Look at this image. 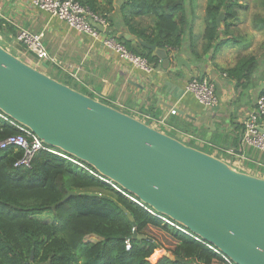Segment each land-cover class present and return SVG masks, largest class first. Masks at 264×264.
Returning a JSON list of instances; mask_svg holds the SVG:
<instances>
[{"label":"trees","instance_id":"1","mask_svg":"<svg viewBox=\"0 0 264 264\" xmlns=\"http://www.w3.org/2000/svg\"><path fill=\"white\" fill-rule=\"evenodd\" d=\"M76 1L113 24L110 20L113 0ZM246 1L206 0L204 54L211 50L214 55L238 39L248 48L251 45L246 35L248 28L264 36V0H253L255 11L251 16ZM185 6L186 0H123L120 19L128 31L135 32L149 45L171 50L180 44L182 29L191 23L184 16ZM220 11L224 12V18L217 27L215 19ZM136 17L152 18L153 26L136 30L132 22ZM239 21L249 24L242 27L244 32L234 24ZM119 41L130 52L146 58L153 67L158 64L150 50L137 45V53L129 42L123 38ZM260 57L264 58V41L256 52L239 53L234 65L224 71L238 84L248 82L258 69ZM259 95H264V84ZM171 123L184 135L195 133L186 122L173 120ZM18 127L0 119V140L19 134ZM243 129L242 124L238 151ZM23 154L22 149L12 147L0 150V264H223L204 242L185 234L175 223V226L163 223L158 214L149 213V207L127 198L130 195L89 165L72 157L79 163L76 165L46 149L35 153L28 166L16 165ZM68 192L75 195L62 201ZM44 213L53 219H40ZM149 229L166 234L173 246L164 247L147 233ZM126 242L129 249L125 247Z\"/></svg>","mask_w":264,"mask_h":264},{"label":"water","instance_id":"2","mask_svg":"<svg viewBox=\"0 0 264 264\" xmlns=\"http://www.w3.org/2000/svg\"><path fill=\"white\" fill-rule=\"evenodd\" d=\"M223 18L220 11L217 27ZM124 38L138 53V41L127 34ZM140 44L162 60V68L168 67L165 49ZM0 112L234 264H264L263 178L59 82L2 45ZM74 195L68 192L62 201Z\"/></svg>","mask_w":264,"mask_h":264},{"label":"crops","instance_id":"3","mask_svg":"<svg viewBox=\"0 0 264 264\" xmlns=\"http://www.w3.org/2000/svg\"><path fill=\"white\" fill-rule=\"evenodd\" d=\"M120 5V1H113L110 15L113 24H109L107 34L129 42L124 38L127 34L138 41L137 45L145 48L140 43L146 42L135 32L128 31L127 26L121 22ZM245 23L243 27L249 26L248 22ZM135 25L136 30L142 28L141 25ZM190 27L182 29L178 46L165 50L170 58L168 67L162 68V60L152 56L157 58L158 64L153 67L151 74H145L131 67L99 42L38 11L25 0H0V44L10 53L19 59L23 58L25 63L33 67L40 65L39 70L45 73L49 69L56 74L62 70L64 74L59 76L74 84H67L69 87L133 117L146 120L155 128L162 127L160 129L166 134L173 131L179 133V129L175 130L171 123L173 120L186 122L195 129V133L193 136H185L199 142L210 141L216 151L231 160L242 153L246 158L242 164L245 170L242 172L254 175V170L262 168V174L255 173V176L264 179V153L260 155L252 149L241 152L237 148L241 125L253 109L264 81L257 79L254 72L248 82L242 81L238 84L236 79L224 71L234 65L239 53L246 54L248 48L238 39L227 43L217 54L213 55L211 50L204 54L203 36L194 45L186 33ZM20 29L31 34H42V43L49 61H37L17 42L16 35ZM246 30L248 32L251 29ZM260 35L264 40L263 34ZM176 57H180L182 61L177 62ZM192 78H205L213 84L218 98L215 107L206 109L185 92V86ZM171 110L176 113L171 114ZM226 158L221 160L227 161Z\"/></svg>","mask_w":264,"mask_h":264},{"label":"built area","instance_id":"4","mask_svg":"<svg viewBox=\"0 0 264 264\" xmlns=\"http://www.w3.org/2000/svg\"><path fill=\"white\" fill-rule=\"evenodd\" d=\"M30 6L38 11L44 12L52 18H56L65 24L72 30L85 34L93 40L99 42L103 47L117 54L121 59L127 62L131 67L142 71L145 74H151L153 72V66L148 60L140 55L130 52L122 42H120L115 36L107 34V30L110 27L109 22L104 18L90 12L86 7H83L76 0H25ZM92 23L102 27V31L98 30ZM16 40L19 44H22L27 52L33 55L37 61H49L50 58L42 43V34H31L30 32L20 29L16 35ZM52 61V60H51ZM185 92L192 95L197 102L206 109H211L218 104V98L215 93L213 84L205 78H192L185 86ZM171 114H175V110L170 111ZM0 119L9 125L14 126L15 123L8 119L7 116L0 112ZM149 124L146 120H141ZM150 125V124H149ZM244 129L240 137L239 150L242 152L245 149H254L264 153V95H259L256 98L253 109L248 113L246 120L244 121ZM153 126V125H150ZM154 127V126H153ZM155 128V127H154ZM20 133L13 136H8L3 140H0V150L7 148L22 149L24 154L23 158L16 165H29L30 160L40 150H48L57 156L72 162L76 165L79 163L71 156L56 151L53 149H47L46 146L32 134L26 128L19 126ZM246 160L245 156L240 153L237 158L231 162L226 161L239 171L245 170L241 165V161ZM109 182V181H108ZM115 186V185H114ZM117 189V187L115 186ZM129 197V196H128ZM132 200L135 203L140 204L134 197ZM151 214H154L151 209H147ZM158 216V215H157ZM160 217L166 224L174 225L171 221ZM178 227V226H176ZM179 230L185 234L191 236L189 232L181 227ZM193 237V236H191ZM195 240L200 239L193 237ZM206 246L216 255H218L223 264H234L227 257L222 255L213 246L205 243ZM126 249H129L130 245L126 242Z\"/></svg>","mask_w":264,"mask_h":264},{"label":"rangeland","instance_id":"5","mask_svg":"<svg viewBox=\"0 0 264 264\" xmlns=\"http://www.w3.org/2000/svg\"><path fill=\"white\" fill-rule=\"evenodd\" d=\"M113 1H115V0H113ZM119 1H120V4H121L123 0H116V2H119ZM246 2L248 3V15L251 16L252 13L255 11L254 10V1L253 0H248ZM242 3H244V2L242 1ZM205 4H206V0H186V6H185L186 11H184V16H185V18L187 17V19L193 24V25H191V23H189V25H187V26H191V27H190L189 31L186 32V33H187V35H189L191 37L190 40L193 42L194 45L198 44L201 41V38H202L203 33H204L203 30L205 28V24L203 22V17H204ZM139 18H135L134 19L135 24H137L139 26L141 25V27L143 29L146 30L148 27H152L153 26V23H152L153 19L152 18H150V17H144V18H140V19ZM241 18H243L242 15H241ZM235 23L241 29H242L243 26L246 25V23H243V22H240V21L239 22H234V24ZM242 32H244L243 29H242ZM248 35H249V38H252V40H250V41H252V43H251V46H249L247 51H245V52H247V53L249 52L250 53V52H256V51L260 50L261 42L264 41V40H262L261 35L257 34L252 29L248 31ZM219 52H221V51H219ZM21 60L25 61V60H23V58ZM36 67H37V69L41 70L40 65L36 64ZM60 71L61 72H57V74H56L55 72L52 71V69H49L46 72V74H49V76L52 77V78L55 77L56 80H58L60 82H62V80H63L64 83L66 82V84H68L70 86H74L73 83H71V82L67 81L66 79L61 78L59 76V75L64 74L62 72V70H60ZM255 76H256L257 79L261 78L262 81H264V58H262V57H260V59H259V65H258V69L255 71ZM150 125H152V124H150ZM156 128L158 130L162 131L160 129L162 127L159 128V127L156 126ZM171 134H173L175 138L179 139L183 143H190L191 145H193L196 148L202 149L204 151L211 152L212 155H214L215 157L218 156V157H221V158H226V157H223L220 154V152L216 151L212 147V145L209 144L207 141H200L199 142V141L193 140L191 138H188L183 133L179 132L177 134L175 131L171 132ZM246 150H249V149H245V151ZM252 150L257 152L258 154L262 155V152H259V151L254 150V149H252ZM226 160L229 161V162L232 161L231 158H228V157L226 158ZM244 162H245V160L241 161V164H243ZM241 166L243 167V165H241ZM250 171L251 170H248V172H250ZM262 172H263V169L262 168H258L256 170H254L253 173H254V175H255V173H259L261 175ZM262 176H264V174ZM39 218L43 219V220L53 219L52 216L49 213H44V214L40 215ZM162 222L165 223L163 220H162ZM147 233L149 235L154 236L157 239V241L161 242L164 245V247L171 248L173 246V241L166 234H164V233H162L160 231H157L155 229H149ZM92 239L94 240V238H92Z\"/></svg>","mask_w":264,"mask_h":264}]
</instances>
